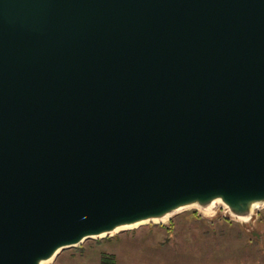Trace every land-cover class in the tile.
Masks as SVG:
<instances>
[{
	"label": "water",
	"instance_id": "obj_1",
	"mask_svg": "<svg viewBox=\"0 0 264 264\" xmlns=\"http://www.w3.org/2000/svg\"><path fill=\"white\" fill-rule=\"evenodd\" d=\"M216 198L264 201V0H0V264Z\"/></svg>",
	"mask_w": 264,
	"mask_h": 264
},
{
	"label": "rangeland",
	"instance_id": "obj_2",
	"mask_svg": "<svg viewBox=\"0 0 264 264\" xmlns=\"http://www.w3.org/2000/svg\"><path fill=\"white\" fill-rule=\"evenodd\" d=\"M196 207L174 212L163 222L87 238L59 250L45 264H264V203L249 220ZM113 256L114 262L103 256Z\"/></svg>",
	"mask_w": 264,
	"mask_h": 264
},
{
	"label": "bare ground",
	"instance_id": "obj_3",
	"mask_svg": "<svg viewBox=\"0 0 264 264\" xmlns=\"http://www.w3.org/2000/svg\"><path fill=\"white\" fill-rule=\"evenodd\" d=\"M264 203V201L263 202H252L251 204H250V206H248V212H247V214L248 215H245V216H239V215H235L234 213H232L230 210H229V208L227 207V205L226 204H224L223 203V201L220 199V198H216V199H213V200H211L210 202H208L207 204H205V205H199V204H197V203H195V202H193V203H189V204H186V205H183V206H179V207H177L174 211H172V212H168V213H166V214H164V215H162V216H160V217H158V218H153V219H150V220H143V221H138V222H135V223H133V224H129V225H124V226H118V227H116V228H114L113 230H111L110 232H108V234L109 233H112V232H114V231H117V230H119V229H123V228H129V227H132V226H136V225H138V224H141V223H143V222H146V221H157V222H163V221H166L169 217H170V215L172 214V213H174V212H177V211H180V210H182V209H185V208H189V207H196V208H198V209H201L204 213H214L216 210H217V208H218V205H221V206H223V207H225V209L226 210H228V212H229V214L232 216V217H234V218H236L237 220H242V221H247V220H249L250 222H251V219L253 218L252 216V214H254L255 212H256V210L257 209H259V207L261 206V204H263ZM224 209V210H225ZM115 233V232H114ZM104 234V233H103ZM103 234H101V235H103ZM53 256H51V257H49V258H47V259H44V260H41V261H39V264H45L49 259H51Z\"/></svg>",
	"mask_w": 264,
	"mask_h": 264
},
{
	"label": "trees",
	"instance_id": "obj_4",
	"mask_svg": "<svg viewBox=\"0 0 264 264\" xmlns=\"http://www.w3.org/2000/svg\"><path fill=\"white\" fill-rule=\"evenodd\" d=\"M104 261H108V262H111L113 263L114 262V259H113V256H103L102 258Z\"/></svg>",
	"mask_w": 264,
	"mask_h": 264
}]
</instances>
